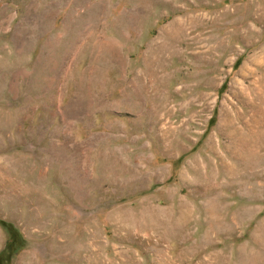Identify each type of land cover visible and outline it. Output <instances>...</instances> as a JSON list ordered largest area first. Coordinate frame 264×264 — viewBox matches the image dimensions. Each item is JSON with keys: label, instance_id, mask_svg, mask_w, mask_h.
<instances>
[{"label": "rangeland", "instance_id": "obj_1", "mask_svg": "<svg viewBox=\"0 0 264 264\" xmlns=\"http://www.w3.org/2000/svg\"><path fill=\"white\" fill-rule=\"evenodd\" d=\"M0 264H264V0H0Z\"/></svg>", "mask_w": 264, "mask_h": 264}]
</instances>
